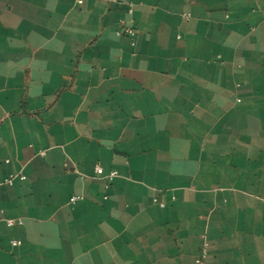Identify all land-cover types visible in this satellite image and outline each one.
Here are the masks:
<instances>
[{"label": "crops", "instance_id": "1", "mask_svg": "<svg viewBox=\"0 0 264 264\" xmlns=\"http://www.w3.org/2000/svg\"><path fill=\"white\" fill-rule=\"evenodd\" d=\"M200 263L264 264V0H0V264Z\"/></svg>", "mask_w": 264, "mask_h": 264}, {"label": "built area", "instance_id": "2", "mask_svg": "<svg viewBox=\"0 0 264 264\" xmlns=\"http://www.w3.org/2000/svg\"><path fill=\"white\" fill-rule=\"evenodd\" d=\"M75 1V5L76 6H80L82 3H83V1L84 0H74ZM118 34H125V35H127V36H129V37H133V35H134V31H132V30H129V29H122V30H120L119 32H118ZM95 175L96 176H101V175H103V170L100 168V167H95ZM113 176H115V173L114 172H112V173H110L109 174V177H113ZM12 176H10L7 180H6V183H10L11 182V180H12ZM21 179H23V177H21ZM78 200V198H76V197H73V198H71V200H70V202L73 204V203H75L76 201ZM4 222L6 223V225L7 226H13V225H15V224H21L22 222L21 221H15V220H13V219H5L4 220ZM18 244V242H16V241H12L11 242V245H13V246H15V245H17ZM200 264H202V263H200Z\"/></svg>", "mask_w": 264, "mask_h": 264}]
</instances>
